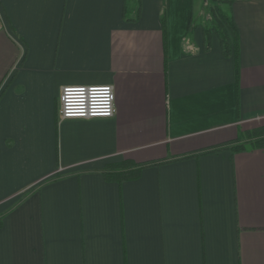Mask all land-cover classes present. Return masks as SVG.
Segmentation results:
<instances>
[{
	"label": "crops",
	"instance_id": "obj_1",
	"mask_svg": "<svg viewBox=\"0 0 264 264\" xmlns=\"http://www.w3.org/2000/svg\"><path fill=\"white\" fill-rule=\"evenodd\" d=\"M227 1L238 67L204 0H0V264H264V148L193 156L264 125V0ZM81 85L114 114L60 119Z\"/></svg>",
	"mask_w": 264,
	"mask_h": 264
},
{
	"label": "trees",
	"instance_id": "obj_2",
	"mask_svg": "<svg viewBox=\"0 0 264 264\" xmlns=\"http://www.w3.org/2000/svg\"><path fill=\"white\" fill-rule=\"evenodd\" d=\"M218 2H223L225 5L230 2L227 0H204L202 6L205 9L206 17L209 21V26H205L203 29V47L208 49L211 44V36L215 34L219 39V45L221 53L225 57L233 56L235 65L238 67V30L230 16V14L218 5ZM211 4V5H209ZM141 10L140 0L137 3V8L133 17H128L126 9L123 10V18L127 22L136 21L139 18ZM163 32L165 31V17L161 16ZM230 149L232 153H238L247 150L264 148V126L254 128L251 130L243 131L237 137V140L231 142L230 145L221 146L216 149L207 151H201L193 154L198 156L200 154H206L214 151H221L223 149ZM146 165H138L134 167L133 163L124 160L121 162L108 164L105 168L104 174L111 176L112 179L122 181L135 178L139 175L141 169ZM1 226V217H0Z\"/></svg>",
	"mask_w": 264,
	"mask_h": 264
},
{
	"label": "built area",
	"instance_id": "obj_3",
	"mask_svg": "<svg viewBox=\"0 0 264 264\" xmlns=\"http://www.w3.org/2000/svg\"><path fill=\"white\" fill-rule=\"evenodd\" d=\"M4 22L0 16V31ZM112 85L65 86L59 93L58 115L60 119L106 118L115 112Z\"/></svg>",
	"mask_w": 264,
	"mask_h": 264
},
{
	"label": "rangeland",
	"instance_id": "obj_4",
	"mask_svg": "<svg viewBox=\"0 0 264 264\" xmlns=\"http://www.w3.org/2000/svg\"><path fill=\"white\" fill-rule=\"evenodd\" d=\"M136 1H137V3H139V0H136ZM209 5H211V4H209ZM218 5L220 6V8H225V4L223 2H218ZM202 9H204L203 6H202ZM204 11H205V9H204ZM262 126H264V125L252 127V128H249V130L254 129V128H258V127H262ZM1 215H2V213H0V217H1Z\"/></svg>",
	"mask_w": 264,
	"mask_h": 264
}]
</instances>
